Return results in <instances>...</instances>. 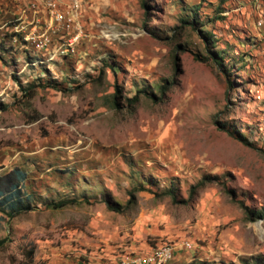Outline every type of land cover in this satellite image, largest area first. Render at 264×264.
Returning <instances> with one entry per match:
<instances>
[{
    "label": "rangeland",
    "instance_id": "374dc122",
    "mask_svg": "<svg viewBox=\"0 0 264 264\" xmlns=\"http://www.w3.org/2000/svg\"><path fill=\"white\" fill-rule=\"evenodd\" d=\"M145 1L0 0V264H264V0Z\"/></svg>",
    "mask_w": 264,
    "mask_h": 264
},
{
    "label": "trees",
    "instance_id": "16d2710c",
    "mask_svg": "<svg viewBox=\"0 0 264 264\" xmlns=\"http://www.w3.org/2000/svg\"><path fill=\"white\" fill-rule=\"evenodd\" d=\"M140 4L143 8L147 9V3L145 0H140ZM195 10L193 11V13ZM145 14V11H144ZM194 19L191 17L188 20L181 19L180 25L178 26V29L184 26V24L187 25H193ZM142 28L147 30L153 37H156L154 33H151L148 31V27L146 25V21L142 22ZM175 34L172 32L170 36L167 38L168 40L171 37H174ZM200 36L201 42L203 46H205L204 50L206 51V55L199 56L198 53H193V59L199 60V61H206L209 60L213 64L217 66H221L222 56L220 52L213 47V35L210 32H202ZM210 43V46H209ZM54 78V77H53ZM51 80L48 84L54 86L55 85V79ZM30 87V88H29ZM33 85L32 83H28L27 85L23 86L19 84L18 88L20 89L21 93L24 94L29 89H32ZM163 86H160V90H162ZM117 93L118 88L115 86V91L112 93V104L117 105ZM126 100L130 103H134L137 101V95H133L130 98H126ZM219 128L225 130L228 132L230 136H234L236 139L243 141V136L240 135L235 129H231L224 125V123H220ZM26 178V172L20 168V167H12L9 170L5 172L0 173V219H2L4 216L10 218L16 214H19L21 212L30 210L32 206L30 205V195L22 189V184ZM227 192H230V190H227ZM170 197L173 199L174 194L171 190H167V192ZM74 203L73 199H61L56 202L50 203L52 207H61L65 206L67 204ZM107 206L111 209H114V206L109 204V202H106ZM244 211L246 214H248L247 218H264V207H261L259 210H252L249 209L246 206H243ZM4 243V238H0V246H2Z\"/></svg>",
    "mask_w": 264,
    "mask_h": 264
},
{
    "label": "bare ground",
    "instance_id": "6f19581e",
    "mask_svg": "<svg viewBox=\"0 0 264 264\" xmlns=\"http://www.w3.org/2000/svg\"><path fill=\"white\" fill-rule=\"evenodd\" d=\"M74 3L73 4H77V1H73ZM57 5V4H56ZM56 5L54 2L52 1H49L48 2V8H49V14H50V21H49V29L54 33L55 30L57 29V27H52V26H56V25H61V23L64 21V15L63 13L59 12L57 9H56ZM58 8V7H57ZM53 19L54 21V24L52 25L51 20ZM65 26V25H64ZM77 30V29H76ZM36 31V30H35ZM34 31V32H35ZM81 32V28L80 26H78V33L76 34L75 38H77L79 36V33ZM45 32H37L35 35H27V37H43V41L42 42H45V41H48L47 37H45ZM25 37V38H27ZM30 39V38H29ZM73 40V39H72ZM34 43V42H33ZM36 43V42H35ZM46 43V42H45ZM70 43V42H69ZM162 251L164 252L163 254L165 255H169V251L171 252V247H168V246H164L161 248ZM160 250V249H159ZM162 253V252H161ZM158 256V255H157ZM164 263V262H163ZM161 264V263H160Z\"/></svg>",
    "mask_w": 264,
    "mask_h": 264
},
{
    "label": "built area",
    "instance_id": "2783aa9c",
    "mask_svg": "<svg viewBox=\"0 0 264 264\" xmlns=\"http://www.w3.org/2000/svg\"><path fill=\"white\" fill-rule=\"evenodd\" d=\"M147 263V259L146 260H132L131 264H146Z\"/></svg>",
    "mask_w": 264,
    "mask_h": 264
}]
</instances>
